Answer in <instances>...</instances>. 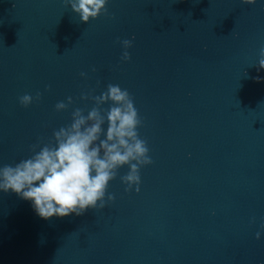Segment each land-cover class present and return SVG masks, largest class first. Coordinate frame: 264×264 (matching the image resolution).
Instances as JSON below:
<instances>
[{"label":"water","instance_id":"95a60500","mask_svg":"<svg viewBox=\"0 0 264 264\" xmlns=\"http://www.w3.org/2000/svg\"><path fill=\"white\" fill-rule=\"evenodd\" d=\"M261 49L264 0H108L87 24L66 0H0V167L54 144L76 109L105 116L81 97L109 85L152 161L139 192L121 168L80 216L45 221L0 193V264H264Z\"/></svg>","mask_w":264,"mask_h":264},{"label":"clouds","instance_id":"9594fccd","mask_svg":"<svg viewBox=\"0 0 264 264\" xmlns=\"http://www.w3.org/2000/svg\"><path fill=\"white\" fill-rule=\"evenodd\" d=\"M66 2L80 21L87 24L105 11L108 0ZM256 2L241 0L249 5ZM123 47H131L130 41H123ZM260 55L258 71L264 70V49ZM122 58L129 59L127 51ZM89 98L97 106L110 105L105 116L98 107L92 108L86 116L76 109L71 124L53 133L54 144H45L38 151L34 147L29 158L15 166L0 167V193L11 192L29 202L42 220L80 216L87 210L104 208L108 185L124 167L128 169L121 177L122 183L127 185L125 190L135 187L139 192V170L152 163L146 143L138 137L141 121L129 93L119 86L109 85L107 91L97 97H81ZM31 102L28 95L20 99L25 107ZM67 103L72 104V99ZM66 107L65 103H58L56 111H64ZM105 123L106 130L103 129ZM112 200L113 196L108 195L107 201ZM256 238L260 239V233Z\"/></svg>","mask_w":264,"mask_h":264}]
</instances>
